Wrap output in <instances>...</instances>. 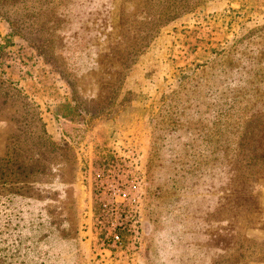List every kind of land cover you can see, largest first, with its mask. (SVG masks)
<instances>
[{
	"label": "rangeland",
	"instance_id": "rangeland-1",
	"mask_svg": "<svg viewBox=\"0 0 264 264\" xmlns=\"http://www.w3.org/2000/svg\"><path fill=\"white\" fill-rule=\"evenodd\" d=\"M166 2L0 0L14 264H264V0L154 29ZM99 197L139 215L126 248L102 244Z\"/></svg>",
	"mask_w": 264,
	"mask_h": 264
},
{
	"label": "built area",
	"instance_id": "built-area-1",
	"mask_svg": "<svg viewBox=\"0 0 264 264\" xmlns=\"http://www.w3.org/2000/svg\"><path fill=\"white\" fill-rule=\"evenodd\" d=\"M96 204L98 211L93 213L102 235V244L106 243L116 251L126 248L131 237L137 233L135 226L139 222V215L133 210L125 212L123 206L118 209L116 202L101 198L96 201Z\"/></svg>",
	"mask_w": 264,
	"mask_h": 264
},
{
	"label": "trees",
	"instance_id": "trees-1",
	"mask_svg": "<svg viewBox=\"0 0 264 264\" xmlns=\"http://www.w3.org/2000/svg\"><path fill=\"white\" fill-rule=\"evenodd\" d=\"M180 1H181L180 3H176L174 1L171 2L170 0H167L166 4L164 6V9L165 10H163L161 13H159V15L157 16V19L151 21V23L153 24V28L154 29L158 28L159 23L162 21V19L160 17L165 16V15L175 16V15L181 14L184 11L191 10L198 3V0H180ZM82 3L83 2H81V4ZM81 6L83 7V5H81ZM159 20H160V22H159ZM120 26H122V23L120 24ZM135 41H136V44L139 46L140 43L137 40H135ZM139 47H141V46H139ZM137 50H139V48ZM128 53H129V51H126V54L123 55V56H121V60L119 59L120 60L119 66L122 67L125 64V63H123L124 60H125L124 58L127 57ZM231 54H234V52L232 51ZM210 60H211V58H209L205 62H208ZM110 65H112V63H110ZM198 66H199V64H198ZM225 66H227V65H225ZM176 93L184 94V93H186V88L183 87L181 89V91H177ZM227 99L228 98H223V101L225 102V104H228ZM225 104H221L220 108L218 109V113L221 112L222 113V116H225V114H224L225 113L224 107L225 106H229V105H225ZM231 108H233L235 111H238V109H239V107H231ZM217 119H218V117H216V120ZM1 160H4V159H1ZM11 160H12V158L11 159H8L7 162L8 161H11ZM104 162L110 163V165H114L115 163H117V161L115 159H113V157L106 158V160ZM15 167L17 168L16 165H15ZM18 167H20V166H18ZM11 169H13V166L12 165L8 166V163H5V166L0 169V175H3V176H6L7 175L8 176V174H11V172H19V171H17L18 168L16 170L15 169L14 170H11ZM1 184L5 185L6 182L5 181H1ZM235 192L236 193L239 192V189H236ZM14 193L15 192H13V194ZM3 204H5L4 201H3ZM5 205H7V204H5ZM97 206L98 205L96 204V201H95V205H94V212L95 213L98 211V207ZM2 215L3 216H0V256H1V259H2V261L0 262V264H11V263L14 264L15 262L11 261V258H12V256L15 253L11 252L10 255H9L8 252L10 250V247H9V245L6 246V240H7V238H4L3 237V234L5 233V230L4 229H7L9 227V225L11 224V222H12V221H10L12 213L11 212H8L7 213L5 211ZM16 216H18V214ZM10 246H11V244H10ZM17 251L19 252V249L16 248V252Z\"/></svg>",
	"mask_w": 264,
	"mask_h": 264
}]
</instances>
